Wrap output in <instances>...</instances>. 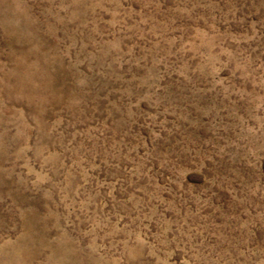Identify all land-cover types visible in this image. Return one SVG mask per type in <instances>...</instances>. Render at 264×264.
Masks as SVG:
<instances>
[{
  "label": "rangeland",
  "instance_id": "rangeland-1",
  "mask_svg": "<svg viewBox=\"0 0 264 264\" xmlns=\"http://www.w3.org/2000/svg\"><path fill=\"white\" fill-rule=\"evenodd\" d=\"M0 264H264V0H0Z\"/></svg>",
  "mask_w": 264,
  "mask_h": 264
}]
</instances>
